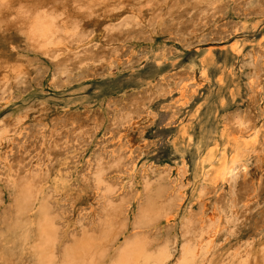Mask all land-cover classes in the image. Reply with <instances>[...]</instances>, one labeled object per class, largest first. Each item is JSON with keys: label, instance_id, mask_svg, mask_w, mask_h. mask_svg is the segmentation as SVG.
<instances>
[{"label": "bare ground", "instance_id": "1", "mask_svg": "<svg viewBox=\"0 0 264 264\" xmlns=\"http://www.w3.org/2000/svg\"><path fill=\"white\" fill-rule=\"evenodd\" d=\"M207 1L0 0V109L14 98L18 82L30 74L29 62L22 51L39 54L52 63L48 71H43V67L36 71L46 76V82L51 83L52 88L63 79L67 82L85 74L100 76L123 61L129 63L135 54L142 52L138 49L126 56L117 49L142 31L155 28L163 30L165 35L177 37L180 42L198 43L208 31ZM219 20L216 17L213 23ZM241 23L238 18L233 21V26ZM183 28L184 32H181ZM111 43L118 46L107 48L106 45ZM106 48L104 57L96 62L97 52ZM244 75L248 82L249 102L244 109L235 110L225 119L228 142L239 148H235L231 157L220 151L221 157L212 153L204 161L209 169L203 175L204 179L202 177L198 210L196 208L193 213L186 210L178 232L174 226H169L166 237L162 238L154 225L159 219L169 222L170 215L178 211L175 208L185 201L182 181L188 167L181 160L176 176L172 180L167 178L168 184H157L151 179V175L158 172L155 166H142V189L136 197L138 205L129 223L126 222L127 206L124 203L128 200L125 202V194L133 186L140 153L146 148V138L139 140L150 115L144 103L134 100L124 101L121 106L113 103L114 107L104 112L108 124L95 125L99 118L96 113L85 115L80 129L84 126L87 129L78 133L74 126L78 123L70 119H65L60 131L55 133L52 121L43 119L36 112L29 115L30 108L15 116H1L0 168L10 167L9 157L14 148L27 155L35 152L38 159L41 157L37 151L45 150L49 165L50 152L62 154L77 147L84 132L91 131L90 138L98 135V142L92 147L86 161L87 173L81 178V186L88 185L92 192L86 206L89 211L85 217L74 218V221L80 220L78 237L74 236L66 243L59 240L58 217L49 201V188L44 184L46 179L56 181L57 175H52L49 169L41 170L37 161L33 162V169L22 170L17 165L8 171L2 181L12 200L7 214L1 217L0 264H76L86 247L92 249V254L87 256L90 264H114L130 242L134 244L131 249L134 254L157 257L160 264H264V250L256 253L252 250L254 255L250 247L253 243L246 242L255 238L259 230L255 227L246 233L240 230L245 216L259 206L258 200L264 196V107L259 103L263 90V47L257 46L250 51ZM197 86L195 76L186 74L170 83L159 80L152 90L157 97L168 98L164 107L169 109L173 119L189 104ZM31 138L34 144L28 149ZM70 141L74 144L69 146ZM261 141L263 147L259 150ZM250 154L258 165L252 172L248 160ZM120 179L124 183L118 188L115 184ZM150 200L162 209L156 219L141 217V209L147 207ZM87 216L90 220L85 223ZM89 225L91 227L87 229ZM229 241L235 242L230 253L220 256V245Z\"/></svg>", "mask_w": 264, "mask_h": 264}, {"label": "rangeland", "instance_id": "2", "mask_svg": "<svg viewBox=\"0 0 264 264\" xmlns=\"http://www.w3.org/2000/svg\"><path fill=\"white\" fill-rule=\"evenodd\" d=\"M221 1L222 3L220 0L207 1L206 13L209 15V23H207L206 29L208 31L198 43L189 45L183 41L180 42L177 37L165 35L163 30L155 28L142 31L130 37L129 41L117 48L118 53L124 52L123 54L126 56L132 51L141 49L142 52L135 54L129 63L123 61L117 68L109 72L104 71L100 76L85 74L67 82L63 79L55 88L51 87V83L47 84V78L43 73H36L37 69L41 67H43V71H48L52 67V63L43 59L39 54L22 51L25 60L29 62L30 74L26 79L18 82L14 98L8 100L7 105L0 109V117L5 114L15 116L30 108L29 115L36 112L43 119L52 121L55 133L60 131L65 119L78 123L74 124L75 131L78 133L87 129V126L80 129V123L85 115L96 113L99 118L95 125H100V122L108 124L109 121H105L104 112L105 110L110 111L114 107L113 103L118 106L127 100L144 103L149 108L150 115L147 116L149 121L142 128L139 140L142 141L146 138L144 140L146 148L140 153L133 176V186L125 194V202L128 200L127 203H124L127 206L126 222L129 223V219L138 205L136 197L140 194L143 183V179L140 178L141 167L153 164L152 166H155L158 172L151 175L152 181L157 184H168L167 178L172 180L176 176L182 160L188 167L182 181L186 199L181 207L175 208L178 211L176 214L174 211L170 215L169 222L159 219L154 225L161 238L166 237L165 232L169 226H174L175 232H178L183 213L186 210L192 213L198 210L203 175L205 176L209 169L204 161L212 153L218 157H221L222 153L231 157L239 148V146L228 142L225 119L235 110L244 109L249 102L250 94L244 75V66L248 62V55L252 49L257 46L264 48V7H262L264 0ZM249 3L253 7H250ZM261 3L263 4L261 5ZM256 7L260 12L256 11ZM216 17L220 20L214 24L213 21ZM238 18L242 23L233 26V21ZM181 32H184V28ZM111 46L118 45L112 43L106 45L107 48ZM107 48L97 52L96 62L104 57ZM186 74L195 76L198 86L189 104L179 111L175 118L171 119L169 109L164 107L169 101L168 98L157 97L152 89L159 80L163 79L165 83H170L176 79L184 78ZM262 86L259 103L264 107V76ZM150 93H152L151 96H149ZM90 132L82 134V138L78 141V149L72 147L62 154L50 152L49 165L46 162L48 156L45 150L37 151L40 153L41 159L35 156V152L27 155L23 150L21 152L16 148L12 150L8 163L10 167L0 168V229L2 227L1 217L7 214L12 200L5 190L2 180L6 178L8 171L17 165L22 170L33 169V162L37 161L41 165V170L49 169L52 175H57L56 181L46 179L44 184L46 188H49V201L58 217L60 242L66 243L72 237H78L80 220L74 221V218L85 217L89 211L86 206L92 194L88 185L81 186V178L87 173L86 161L92 147L94 148V144L98 142V135L90 138ZM28 141L27 145L30 149L34 142H31L32 138ZM56 143L58 142L56 141ZM73 144L70 141L69 146ZM260 147H263V142L260 144L259 150H261ZM251 150L253 151L252 148ZM250 156L252 154L248 155L252 172L258 165ZM262 159L264 160V154ZM58 162H60L59 165ZM64 162L65 165H61ZM123 183L124 181L120 179V182L115 185L120 187ZM212 196L213 194L210 197ZM258 205L255 210L245 216L247 219L242 220L243 224L240 228L243 233L251 231L253 227L259 230L258 236L246 240L248 243H253L250 246L252 253L264 250V196L259 198ZM174 216L175 220L173 221ZM89 220L90 217L87 216L85 223H88ZM90 227L89 225L87 229ZM234 243V241H229L220 245L219 255L223 257L227 253L229 254L231 251L229 249L233 247ZM230 264H236V262H230Z\"/></svg>", "mask_w": 264, "mask_h": 264}, {"label": "clouds", "instance_id": "3", "mask_svg": "<svg viewBox=\"0 0 264 264\" xmlns=\"http://www.w3.org/2000/svg\"><path fill=\"white\" fill-rule=\"evenodd\" d=\"M161 211L162 209L157 208L150 200L148 206L141 209V217L148 216L151 217L152 219H156L159 217ZM133 248H134V244L130 242L122 250L120 254V259L114 262V264H160V260L157 257L138 256L134 254L131 251V249ZM91 254H92V249L90 247H86L84 252L79 255L76 264H90L89 260L87 259V256Z\"/></svg>", "mask_w": 264, "mask_h": 264}]
</instances>
